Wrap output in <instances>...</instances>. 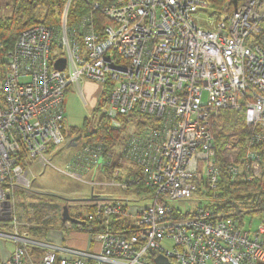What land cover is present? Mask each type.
<instances>
[{
    "label": "built area",
    "instance_id": "1",
    "mask_svg": "<svg viewBox=\"0 0 264 264\" xmlns=\"http://www.w3.org/2000/svg\"><path fill=\"white\" fill-rule=\"evenodd\" d=\"M72 1L58 27L27 28L0 58V224L15 231L4 235L15 245L0 264L264 262V221L252 229L208 204L177 206L201 192L218 195L223 174L232 182L264 178V0H87L90 12L70 24ZM61 58L66 66L57 71ZM84 81L100 95L109 90L100 115L112 129L133 114L146 127L126 145L130 174L113 167L100 143L82 145L66 173L78 180L107 173L111 185L151 202L95 199L78 217L70 213L76 223L64 222L62 211L58 226L44 221L65 233L87 231L81 251L18 233L14 198L66 143V98ZM222 110H245L250 133L218 153Z\"/></svg>",
    "mask_w": 264,
    "mask_h": 264
},
{
    "label": "rangeland",
    "instance_id": "2",
    "mask_svg": "<svg viewBox=\"0 0 264 264\" xmlns=\"http://www.w3.org/2000/svg\"><path fill=\"white\" fill-rule=\"evenodd\" d=\"M88 1L93 2L94 0ZM12 12V0H0V18L10 17ZM71 88L74 94H71L70 97L67 98V119L65 122L67 135L66 143L62 147L51 149L49 155H47L51 164L32 169L34 177L32 180V188L30 190H16L14 210L22 223L19 227L18 233H21L22 231H29L30 233V230L32 229H42V223H44V221H52V226H58L60 224L59 221L54 218L57 214L56 211L52 213H44V215H47H43V218L39 220L32 216V210H30V216L26 218L24 214V207L27 208L33 204L39 205L43 201H50L51 203L57 204L60 206L62 212L63 207L68 204L66 202L67 200L74 201L72 202V208L70 209V213L74 217H78L81 212L85 211V206L88 203L82 201L92 197L96 199L110 200L130 198L131 205L135 207H145L151 202L142 193L137 195L133 192L122 191L120 188L111 185V182L109 183L110 180H108V178H104V176H107V173L104 175L95 172L87 173L83 175L82 180L75 179L66 173L67 165L79 151L81 146L84 144H91V142L89 143L86 139L93 134L99 120L102 118L97 106L99 103L97 100L100 95L99 87L91 82L84 81L80 87L72 86ZM81 92H83L84 99L81 96ZM119 124L120 125L116 130L121 135L120 139L111 144H100L105 147L104 155L106 158H110L113 167H115V169L122 170L126 175L131 173V163L125 155L126 145L133 134L145 129L146 121L141 117L120 118ZM238 140L240 139L238 138ZM217 143L219 142L217 141ZM226 144L227 143L224 144L223 142V148ZM239 146V156H241L244 154L245 145L240 143ZM222 152L223 151H221V153ZM60 170H65V174L61 173ZM93 182H97L99 184L93 186L91 185ZM225 202L226 200L220 199L219 195H213V193L204 194L201 192L196 194L192 200L184 204H178L177 206L193 210L206 204L223 207ZM233 213L239 218L244 216L243 212H240V215H238V212ZM32 217L35 218V221L31 223L29 218ZM243 220L246 221L247 227L251 226L252 229H256L257 226L264 221V212L254 217L253 220L248 218V216H246ZM123 226L124 225H121V227ZM14 233L15 231L9 223L0 224V242H2L5 251H11L15 244L14 241L9 238H5L4 235H12ZM30 234L32 236H37L32 233ZM88 236L89 234L87 231L83 232L82 235H77L71 231L66 232L65 245L67 244L69 249L81 251L85 250L87 247ZM49 240L51 241V239ZM45 241H48L47 238H45ZM1 262L2 258H0V263ZM261 264H264V262Z\"/></svg>",
    "mask_w": 264,
    "mask_h": 264
},
{
    "label": "trees",
    "instance_id": "3",
    "mask_svg": "<svg viewBox=\"0 0 264 264\" xmlns=\"http://www.w3.org/2000/svg\"><path fill=\"white\" fill-rule=\"evenodd\" d=\"M67 1L68 0H12L13 12L11 16L0 18V58L14 48L18 38L27 28L37 24L58 27ZM89 12L90 3L87 0H73L69 11V23L73 24ZM102 22L104 23L106 21L102 20ZM262 27V34L258 38V41L264 45V24ZM108 93L109 90L106 88L101 93L100 98H98L97 102L99 103L97 106L99 112L106 102ZM134 117H136L135 114L130 116V118ZM215 123L219 125L220 130L216 137L219 142L217 143L218 153L221 151L220 149L223 148V142L234 137L239 138L240 141L243 142L250 133V130L246 126L245 110H222L218 114ZM64 134L66 135V129L64 130ZM120 137L121 135L119 132L112 129L109 121L102 116L95 131L90 137H87L86 140L89 143L98 142L111 144L119 140ZM218 195L220 199H224L226 202L223 207L213 206V208L221 213L238 212V215H240L239 213L243 212L244 216L239 218L241 222L246 216L253 220L254 217L264 212V178L250 183L232 182L227 175L223 174ZM24 208L26 218L30 216V210H32V216L39 220L43 218L44 213L56 211L57 214L54 218L59 221L60 212L62 211L60 206L50 201H43L39 205L33 204ZM33 217L29 218L31 223L35 221ZM50 227L49 223L44 222L42 223V229H32L30 233L45 237Z\"/></svg>",
    "mask_w": 264,
    "mask_h": 264
},
{
    "label": "crops",
    "instance_id": "4",
    "mask_svg": "<svg viewBox=\"0 0 264 264\" xmlns=\"http://www.w3.org/2000/svg\"><path fill=\"white\" fill-rule=\"evenodd\" d=\"M71 94H74L72 88L69 89L67 98H69ZM67 98H66V106H67ZM66 113H67V110H66ZM66 119H67V116L65 114V122H66ZM80 235H82V233H80ZM45 236H46L48 242L51 244L58 245V246L65 244V231L62 229L50 228ZM49 239H51V241ZM9 253H10V251H5L3 248L2 242H0V258H2V261L8 258ZM60 256H64V254L62 253V254H60Z\"/></svg>",
    "mask_w": 264,
    "mask_h": 264
},
{
    "label": "water",
    "instance_id": "5",
    "mask_svg": "<svg viewBox=\"0 0 264 264\" xmlns=\"http://www.w3.org/2000/svg\"><path fill=\"white\" fill-rule=\"evenodd\" d=\"M65 66H66V60L65 58H61V59H58L55 64H54V68L57 70V71H64L65 69ZM96 198L92 197L90 199H85L84 201L85 202H89V201H93L95 200ZM66 202H69L68 200ZM62 219L63 221H72L74 223H76L77 221L74 220L71 215H70V207L67 205H65L63 207V212H62ZM155 263L156 264H171L168 259L164 258L163 256H160L158 257L156 260H155Z\"/></svg>",
    "mask_w": 264,
    "mask_h": 264
},
{
    "label": "flooded vegetation",
    "instance_id": "6",
    "mask_svg": "<svg viewBox=\"0 0 264 264\" xmlns=\"http://www.w3.org/2000/svg\"><path fill=\"white\" fill-rule=\"evenodd\" d=\"M85 200V199H84ZM72 202H74V201H69V202H67L68 203V206L70 207V209L72 208ZM76 202V201H75ZM82 202H84V201H82Z\"/></svg>",
    "mask_w": 264,
    "mask_h": 264
}]
</instances>
